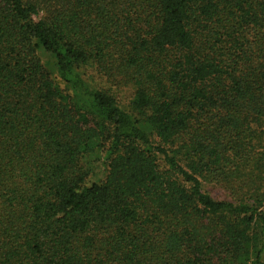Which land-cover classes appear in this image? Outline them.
<instances>
[{
  "label": "trees",
  "instance_id": "trees-1",
  "mask_svg": "<svg viewBox=\"0 0 264 264\" xmlns=\"http://www.w3.org/2000/svg\"><path fill=\"white\" fill-rule=\"evenodd\" d=\"M0 264H264V0H0Z\"/></svg>",
  "mask_w": 264,
  "mask_h": 264
},
{
  "label": "rangeland",
  "instance_id": "rangeland-1",
  "mask_svg": "<svg viewBox=\"0 0 264 264\" xmlns=\"http://www.w3.org/2000/svg\"><path fill=\"white\" fill-rule=\"evenodd\" d=\"M207 188H208V191L211 192V194L215 198H218V199L228 198V192H226L225 189H222L220 187H214V186H208Z\"/></svg>",
  "mask_w": 264,
  "mask_h": 264
}]
</instances>
